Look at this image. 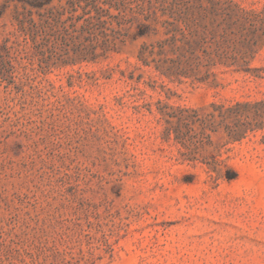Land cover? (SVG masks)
Here are the masks:
<instances>
[{
	"label": "rangeland",
	"instance_id": "rangeland-1",
	"mask_svg": "<svg viewBox=\"0 0 264 264\" xmlns=\"http://www.w3.org/2000/svg\"><path fill=\"white\" fill-rule=\"evenodd\" d=\"M220 1L252 47L206 82L145 66L149 39L0 63V264H264V0Z\"/></svg>",
	"mask_w": 264,
	"mask_h": 264
},
{
	"label": "trees",
	"instance_id": "trees-1",
	"mask_svg": "<svg viewBox=\"0 0 264 264\" xmlns=\"http://www.w3.org/2000/svg\"><path fill=\"white\" fill-rule=\"evenodd\" d=\"M220 3V0H1L0 18L9 14L14 31L0 47V63L12 54L18 55L46 73L83 62H98L120 52L128 41L149 39L152 43L144 45L138 55L145 66L154 64L162 74L179 81L192 78L206 82L214 68L241 67L239 61L247 57L252 47L245 40L230 38L234 14L230 9L216 10ZM258 40L254 43L258 44L261 41ZM186 111L198 116L203 110ZM200 116L204 126L209 116L215 118V113ZM241 135L234 136V140H240Z\"/></svg>",
	"mask_w": 264,
	"mask_h": 264
}]
</instances>
